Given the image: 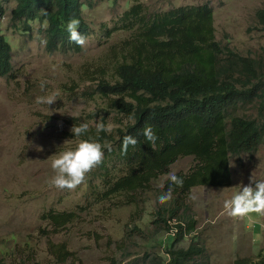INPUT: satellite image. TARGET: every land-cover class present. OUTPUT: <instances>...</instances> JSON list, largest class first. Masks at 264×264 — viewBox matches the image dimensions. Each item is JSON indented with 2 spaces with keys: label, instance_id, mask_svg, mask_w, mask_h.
I'll return each mask as SVG.
<instances>
[{
  "label": "trees",
  "instance_id": "16d2710c",
  "mask_svg": "<svg viewBox=\"0 0 264 264\" xmlns=\"http://www.w3.org/2000/svg\"><path fill=\"white\" fill-rule=\"evenodd\" d=\"M17 1L11 17L15 29L30 33L39 22L46 27L50 53L83 51L84 47L69 41L66 31L67 22L77 18L78 31L87 39L90 36L82 0ZM142 10L143 6L137 5L130 13L140 19L141 25L115 66L116 79H109L105 71L95 79L97 92L110 98L111 107L132 121L99 136L90 126L89 132L80 137L112 145V150L104 149V153H116L124 169L117 176L104 175V189L99 194L103 200H116L120 207H134L133 228L116 243L110 264H212L205 245L192 235L196 219L189 214L187 198L195 186H231V158L254 154L264 146V54L244 55L218 41L215 10L208 2L150 16L142 15ZM6 13L0 0V78L14 73L13 45L2 27ZM256 17L264 27V7L257 10ZM245 106L255 107L258 116L234 112ZM73 120L77 125L82 123L78 118ZM147 125L158 137L155 148L143 135ZM125 136L138 140L126 154L122 150ZM183 156L195 160L189 172L176 173L183 186L171 185L167 179L162 188L156 189L153 184ZM169 187L173 189L172 199L165 205L157 202L154 231L138 232L143 241L136 242L135 229L140 228L138 221L151 200L149 194L154 192L159 198ZM78 217L77 211L49 210L41 218L59 232ZM188 234L189 245L180 246ZM44 236L55 264L74 262V253L66 244ZM138 245L144 247L140 252ZM9 248L7 254L13 264H43L31 239L23 241L18 249ZM232 264H264V249L254 258H236Z\"/></svg>",
  "mask_w": 264,
  "mask_h": 264
},
{
  "label": "rangeland",
  "instance_id": "374dc122",
  "mask_svg": "<svg viewBox=\"0 0 264 264\" xmlns=\"http://www.w3.org/2000/svg\"><path fill=\"white\" fill-rule=\"evenodd\" d=\"M82 1L91 26L83 51L50 53L47 45L41 43L47 38L46 27L35 22L30 33L15 29L11 17L18 1L2 0L7 10L2 27L13 45L14 73L0 78V264H13L7 248L18 249L28 239L33 241L38 260L55 264L47 252L44 235L66 244L74 253V262L67 264H110L109 256L115 255L116 243L133 228L134 207H120L116 200H103L99 194L104 189V175L117 176L124 169L116 153L104 155L102 164L73 191L50 187L49 181L55 175L51 168L53 155L75 149L82 140L71 132L76 124L74 118L95 127L103 117L105 124L113 125V132L132 121L111 107L110 98L97 92L95 79L103 71L109 79H116L115 66L122 59L126 43L141 25L140 19L130 14L135 6L142 5L141 14L150 16L208 2L215 10L218 41L244 55L264 54V27L256 17L257 10L264 7V0ZM41 81H47L44 91L40 88ZM53 92L58 93L54 104L35 103L37 96ZM234 112L251 118L258 116L253 106ZM194 165L193 156H183L170 166L169 172L187 173ZM230 169L231 186H195L187 198L189 214L196 219L192 235L205 245L212 264L254 258L264 249V217L253 214L244 219L232 218L223 208L225 200L250 184L252 175L264 181V146L254 154L231 158ZM168 173L153 184L156 189L163 187ZM149 197L136 233L155 229L152 222L159 200L154 192ZM49 210L77 211L79 217L63 230L54 232L41 218ZM135 241H143L140 233ZM190 241L188 234L179 245L188 246ZM143 249L137 246L139 252Z\"/></svg>",
  "mask_w": 264,
  "mask_h": 264
},
{
  "label": "clouds",
  "instance_id": "9594fccd",
  "mask_svg": "<svg viewBox=\"0 0 264 264\" xmlns=\"http://www.w3.org/2000/svg\"><path fill=\"white\" fill-rule=\"evenodd\" d=\"M80 28V20L72 18L67 22L66 31L68 33L69 41L84 47L87 43V38L82 35L78 29ZM46 44V41H41ZM47 81L40 82V88L45 90ZM58 93L37 96L35 103L52 105L57 101ZM90 125L88 122H82L79 125L74 124L71 132L74 137L80 138L88 133ZM96 135L101 133L111 134L113 125L111 123L105 124L103 117L95 125ZM143 135L146 140L155 148L157 135L150 125H147L143 130ZM138 140L132 136H125L123 138L122 150L126 154L129 146L135 147ZM104 149L109 152L112 150V145L105 141L103 144L89 139H82L78 142L75 149L61 151L58 154L51 156V168L54 170L55 175L50 179L49 186L58 190L73 191L78 186L83 184L88 175L102 164L104 159ZM167 179L171 185L183 186V180L175 173L169 172ZM250 184L242 186L240 191L233 195L230 199L224 201L223 208L226 214L232 218L244 219L252 216L253 214L264 217V181H258L252 175L250 177ZM254 185V186H253ZM173 196V189L169 187L168 191L159 196L158 200L161 205L167 204L171 201Z\"/></svg>",
  "mask_w": 264,
  "mask_h": 264
}]
</instances>
